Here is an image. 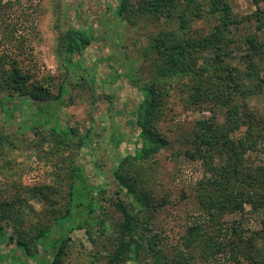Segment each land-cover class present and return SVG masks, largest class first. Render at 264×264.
<instances>
[{"label":"trees","instance_id":"16d2710c","mask_svg":"<svg viewBox=\"0 0 264 264\" xmlns=\"http://www.w3.org/2000/svg\"><path fill=\"white\" fill-rule=\"evenodd\" d=\"M55 1L54 12L58 13L55 56L64 68L65 79L58 84L54 96L50 87L31 82L30 68L26 70L22 66L32 57V46L30 40L18 32L23 26L33 32V19L29 18V13H21L14 19L8 16L7 10L21 4L20 0L0 3V113L9 122L18 121L21 133L28 127L47 129L58 147H69L77 129L61 128L57 120L55 123L64 96L68 94L66 80L71 81V86L90 91L92 108L100 97L104 98L112 116L121 118L135 137L133 149L120 157L112 173L118 186L115 206L123 219L118 224L109 223L99 198L104 189L91 182L84 164L79 162L81 156L78 159L77 155L67 164L71 165L70 184L63 197L64 205L58 206L52 200L58 193L62 196L56 188L43 186L25 190L27 198L48 206L52 213L51 228L41 223L30 228L25 226L28 209H25L24 197L10 195V201L0 199V264H61L72 242L69 237L72 231H83L94 247L100 239L107 238L112 250H104L103 264H143L142 258L150 253L153 264H160L165 257L158 247L159 240L156 235L144 232L149 230V218L144 215L149 214L153 202L141 189L140 177L141 168L168 144L160 135L158 124L173 83L182 86L184 100L190 107L211 103L224 111L222 123L214 117L198 119L187 139L189 146L183 152L184 157L199 161L203 169L196 194L205 215L203 220V217L198 218L187 227L181 247L190 250L197 246L208 263L264 264V163L245 157L248 152L264 157V120L248 109L245 102L236 101L258 96L263 91L264 79L258 73L253 56L264 52V44L258 42L256 36H247L244 39L247 67L241 69L230 63L235 52L231 47L234 43L232 27L238 22L232 16L228 0H142L136 7L130 0H111L112 10L121 21L135 24L141 18L151 22L163 19L162 28L148 38L143 58L150 61L149 70L147 79H141L135 74L136 65L122 57L121 48L114 49L113 44L102 42L109 41L102 31L86 29L85 19H82L84 26L67 24L63 27L66 11ZM252 2L256 7L253 19L257 30L264 34V0ZM208 16L217 20L210 33H193V24ZM94 45L97 46L96 61L108 63L112 72L122 69L120 73L116 71V81L112 79L109 86L117 83L119 89L131 86L137 92V100H119L116 94L108 93L97 97L99 64L91 80L83 72L81 76L76 75L77 65ZM107 48L111 51L107 50L104 55ZM108 83L102 80L101 88L105 89ZM17 101L26 102V107L35 111L24 112ZM42 112L46 115L44 119L40 116ZM25 113L30 120L19 118ZM91 134L88 127L84 135L73 142L79 155L89 147ZM119 135L122 136L111 125L110 140L114 142ZM120 142L119 138L116 145ZM122 193L128 198L131 209L120 199ZM246 207L250 214L262 217L260 229L240 231L235 223H220L224 215L243 213ZM3 248L7 255L1 252ZM89 259L90 264H98L100 258L91 254Z\"/></svg>","mask_w":264,"mask_h":264},{"label":"rangeland","instance_id":"374dc122","mask_svg":"<svg viewBox=\"0 0 264 264\" xmlns=\"http://www.w3.org/2000/svg\"><path fill=\"white\" fill-rule=\"evenodd\" d=\"M6 1L15 0H0V3L3 4ZM57 1L62 11H66L63 15L66 19L62 22L63 27H66L67 24L84 26V23H87L85 28L91 32L102 31L104 38L110 43L102 42L107 45L113 44L114 49L116 46L121 48L122 57L136 65L135 74H138L141 79H147L150 61L143 58V52L148 46V38L162 28L163 19L159 22L156 20L151 22V20L141 18L135 24H130L116 17L112 10L113 7H111L113 6L111 0ZM130 1L136 7L138 1L142 0ZM228 1L232 16L238 22L237 25H234L236 28L232 27L234 43L231 47L235 52L232 54L230 63L244 69L247 67V63L244 61L246 49L244 39L247 36H256L257 41L264 44V34L257 30L256 22L253 19L256 7L252 0ZM55 2V0H20L21 4L11 7L6 12L8 16H14L13 19L20 17L21 13H29V18L33 19L35 27L33 32H30L25 26L18 32V34H24L23 36L30 40L29 43L32 46V57L27 58L22 66L26 70L30 68L31 82H39L50 87L53 96L57 94L58 84L65 79L64 68L55 56L58 36L55 28L58 16V13L54 12ZM262 6L263 4H261ZM82 19L86 21L83 20V23ZM216 24L217 20L208 16V18L198 20L193 24V33L197 31L199 34H208ZM96 50V45L87 50L83 61L76 67V75L81 76L83 72L91 80L99 64L95 85L97 97L108 93L116 94L119 100H137V92L131 86H124L122 89L117 87L118 83L109 86L112 79L114 82L116 81L118 69H114L112 72L108 63L96 61L98 55ZM107 50L109 49L104 50V55ZM253 59L259 75L264 79V52L254 55ZM80 70L82 71L80 72ZM121 71L122 69L118 70V73ZM111 72V76L104 79L105 75ZM102 80L109 82L105 89L100 86ZM66 82L68 94L64 96L61 111L57 115L55 123L57 120L61 128L77 129V134L72 136V143L69 147H58L47 129L28 127L21 133L18 130V121L9 122L0 113V199L5 198L10 201V195L21 199L24 197L25 209H28L25 211L27 213L24 218L25 226L30 228L41 223L51 228L52 213L48 206L38 200L27 198L25 190L43 186L56 188L62 196L58 193L55 197L53 196L52 200L58 206L64 205L63 197L67 194L70 184L68 174L71 165L67 166V164H71L70 162H73L78 155V159L81 156L79 162L84 164V170L91 182L104 189L99 194V198L104 207L103 210L109 218V223L111 225L118 224L123 217L115 206L118 186L112 173L120 157L133 149L135 137L130 134L129 128L125 127L121 118L112 116L113 112L109 109L104 98L100 97L92 108L90 91L82 90L80 86H71L69 79ZM181 87L179 83H173L169 89L164 100L163 116L158 124V131L165 137L168 144L147 163L146 167L141 168L140 187L153 202L149 214L144 215L149 218L147 225L149 230L144 232L146 235H156L159 240L158 247L166 259L165 261L162 259L160 264H228L223 261L205 262L197 246L186 250L180 245L187 227L198 218L203 217V220L205 215L199 208V199L196 194L197 184L203 176V169L199 161H191L184 157L183 152L189 146L187 139L191 137L194 123L198 119L214 117L219 123L224 121V111L211 103L190 107L184 100L186 95ZM236 101L239 104L245 102L248 109H252L264 120V88L258 96ZM17 102L19 103V101ZM19 104L26 113L35 111L33 108H27L26 102ZM26 113L20 114L19 118L25 121L30 120ZM44 114L43 112L40 114V116H44L43 119L46 116ZM50 124L54 125L53 122ZM111 125L122 135L117 136L114 142L110 140ZM88 127L92 131L89 147L79 155L73 142L75 143L79 137L83 136ZM119 138L122 142L116 145ZM245 157L249 161L255 160L257 163H264V157L254 152H248ZM119 197L125 206L131 209L128 198L123 193ZM19 201L21 200L19 199ZM261 218V216L250 214L249 208L246 207L243 213L224 215L220 219V223L223 222V225L235 223L240 231L242 229L255 231L261 228ZM141 231L143 232V230ZM69 237L72 242L66 250L61 264H90L91 254L100 258L98 264H103L104 250L107 252L112 250L107 238L100 239L94 247L87 240L83 231H72ZM5 249L3 248L1 252L7 255ZM142 263L153 264L151 253L145 259L142 258Z\"/></svg>","mask_w":264,"mask_h":264}]
</instances>
